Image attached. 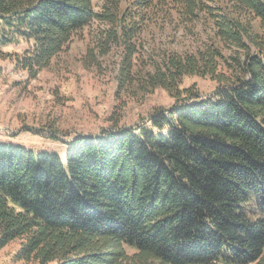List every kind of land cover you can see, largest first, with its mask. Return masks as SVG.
Segmentation results:
<instances>
[{"label": "trees", "instance_id": "16d2710c", "mask_svg": "<svg viewBox=\"0 0 264 264\" xmlns=\"http://www.w3.org/2000/svg\"><path fill=\"white\" fill-rule=\"evenodd\" d=\"M124 1L0 0L1 45H29L14 64L30 79L99 23L101 46L127 52L119 87L174 100L151 129L112 117L64 158L0 143V251L20 240L22 264H264V0ZM157 11L202 17L211 42L142 78L136 44ZM192 77L216 84L213 99L182 88Z\"/></svg>", "mask_w": 264, "mask_h": 264}, {"label": "rangeland", "instance_id": "374dc122", "mask_svg": "<svg viewBox=\"0 0 264 264\" xmlns=\"http://www.w3.org/2000/svg\"><path fill=\"white\" fill-rule=\"evenodd\" d=\"M136 1L125 0L123 8ZM152 16L149 23L141 24L144 28L136 44V76L143 78L163 55L194 53L211 42L210 24L206 25L202 17L189 23L176 11L170 15L157 11ZM107 28L96 23L86 29L32 80L14 64L15 55H21L29 45L15 42L2 46L0 24V143L64 158L75 137L99 136L112 128V117L119 119V127L146 125L151 129L150 117L172 108L174 100L162 89L146 95L137 81L126 89L119 87L127 52L123 41L106 49L101 46L98 37ZM192 86L203 100L213 99L217 89L215 83L200 77L186 78L182 88ZM20 244L16 240L1 250L0 264H19L14 256Z\"/></svg>", "mask_w": 264, "mask_h": 264}, {"label": "crops", "instance_id": "0c3cea01", "mask_svg": "<svg viewBox=\"0 0 264 264\" xmlns=\"http://www.w3.org/2000/svg\"><path fill=\"white\" fill-rule=\"evenodd\" d=\"M18 251V250H17ZM20 264V263H19Z\"/></svg>", "mask_w": 264, "mask_h": 264}]
</instances>
